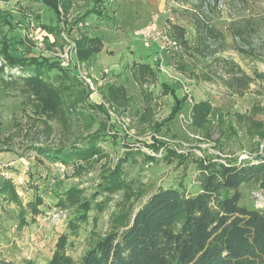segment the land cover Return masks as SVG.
Instances as JSON below:
<instances>
[{
  "label": "rangeland",
  "instance_id": "374dc122",
  "mask_svg": "<svg viewBox=\"0 0 264 264\" xmlns=\"http://www.w3.org/2000/svg\"><path fill=\"white\" fill-rule=\"evenodd\" d=\"M92 1L75 0L70 10L73 19L83 17L93 6ZM112 1L101 3L102 14L96 16L111 18L117 10L111 6ZM123 1L119 8L116 6L122 10L118 19L121 24L132 22L129 28L138 26L151 12H158L152 0ZM183 1H163L160 14L163 18L170 14L173 25L184 28L187 45L166 59L169 74L161 72L158 81H153V90L148 88L154 105L151 120L141 119L142 114L150 115L142 113L145 94H133L127 110H110L107 134L98 140L102 155H93L88 161H59L61 165L39 151L38 147L85 143L87 131L82 121L73 127L66 119L67 126L58 119L45 122L36 118L19 85L6 84L11 70L4 67L0 72V181L10 185L9 195L0 199V260L24 264L30 259L45 264L59 248L78 260L100 239L122 229L157 190L173 187L186 195L196 194L200 190V161L238 164L264 159V0H204L199 12L210 17V25L224 35L215 38L205 37L196 25V11ZM134 6L139 9L136 11ZM242 16L262 20L261 30L248 40L235 38L230 30V22ZM56 21L55 13L40 0H0V47L8 40L15 56H44L50 61L60 57L58 63L65 68L61 65L62 55L56 56L36 29L38 22ZM133 32L131 29V36L122 43L107 41L108 48L114 50V55L118 49L117 55L153 62V52ZM222 59L239 65L243 74L251 77L243 93H234L227 86L229 74ZM0 62L4 63L3 59ZM72 63L65 68L68 72L73 69ZM43 64L50 67L49 63ZM134 64L129 60L117 75L111 72L106 78L128 75ZM81 70L85 82L90 72L86 67ZM57 73L45 72V79L55 82ZM63 81L67 87L76 84L74 79ZM92 81L97 96H90L87 103L101 99L102 87ZM162 83L174 87L177 97L185 99L172 120L169 117L175 99L162 92H166ZM199 101H206V106L194 112L195 102ZM156 139L159 143L154 142ZM241 191L243 204L254 207L259 201L264 207L257 185L243 184Z\"/></svg>",
  "mask_w": 264,
  "mask_h": 264
},
{
  "label": "trees",
  "instance_id": "16d2710c",
  "mask_svg": "<svg viewBox=\"0 0 264 264\" xmlns=\"http://www.w3.org/2000/svg\"><path fill=\"white\" fill-rule=\"evenodd\" d=\"M40 1L49 10L59 14L62 0ZM104 1L93 0L97 6ZM71 2L63 0L64 10L70 7ZM183 2L196 11V25L205 33V37L224 36L210 25V17H204L199 12L204 7V0ZM36 17L40 18L39 15ZM42 25L56 36L60 34L56 25ZM261 28L262 20L255 16L237 17L230 22V30L240 40H248ZM185 33L184 28L173 25V35L181 46L187 45ZM4 42L0 47V59L4 61L0 62V72L4 67L11 70L6 84L15 82V85H19L21 95L27 103L32 104L35 117L45 122L58 119L62 124H65L66 119L73 127L75 122L82 121L83 129L87 131L85 143L78 141L69 147L58 148L38 147L39 151L50 161L70 164L78 159L88 161L98 153L102 155L103 149L98 140L104 133L107 134L110 110H119L121 113L132 104L133 99L128 96L126 87L109 83L102 89L101 103H87L91 90L74 76L73 71L69 73L60 67L58 61H50L44 56H14L9 51L10 42ZM102 49L103 41L97 36L84 35L77 41L80 61H93ZM222 60L229 74L225 81L227 86L234 93H243L251 77L243 74L239 65ZM43 63H49L50 67ZM53 71L58 72L56 81L45 79V72ZM133 73L146 98L142 113L150 114H142L141 119L151 120L154 106L150 100L152 93L145 85L156 82L157 70L147 62H138L133 65ZM62 75L63 79L76 80V84L73 81L75 85L67 87L61 79ZM162 85L166 89V92H162L170 93L175 99L169 117L172 120L180 112L185 99L177 97L174 87L167 83ZM203 102L206 101L195 102L194 112L206 106ZM85 105L87 108H84ZM78 108L82 111H78ZM95 124L97 128L94 129ZM155 129L159 131V125ZM154 142L159 143L157 139ZM198 170L200 190L196 194L186 195L173 187L159 189L134 212L132 219L122 229L100 239L80 259H72L64 248H59L45 264H264V207L259 201L254 207L243 204L241 191L243 184H254L259 187L264 198V159L238 164L200 161ZM9 191V183L0 181V199L3 195L8 196ZM0 264L16 263L1 259ZM24 264L35 263L25 259Z\"/></svg>",
  "mask_w": 264,
  "mask_h": 264
},
{
  "label": "crops",
  "instance_id": "0c3cea01",
  "mask_svg": "<svg viewBox=\"0 0 264 264\" xmlns=\"http://www.w3.org/2000/svg\"><path fill=\"white\" fill-rule=\"evenodd\" d=\"M74 1L75 0H72L70 7L67 10H64L62 6L63 3L62 0L61 4H59V14L55 13L57 18L56 23H47V24L56 25L59 28L60 34L58 36H56L55 33L50 32L43 27L42 24L45 22H41V23L38 22L37 24L38 27L36 26L37 34H40L41 39L48 43V48L51 51L56 52L54 53L56 56L62 55L68 49L72 52L73 54L72 64L73 66L75 65V67L72 69L73 73L75 72L74 74L78 76L77 72L79 69V65H81L84 68L86 67L87 70L90 72V75L87 77L88 80L85 79V82L79 79V81L84 82V84L86 83L87 85H93L94 87V83L92 79H94L96 83H98V85L102 87V89L109 83L118 84V85L122 84L126 87L127 94L129 97H132L133 94L137 95L138 92L140 93L141 96H143L142 87L134 78V73L132 70L133 65L131 69L127 71V73H129L128 75L123 74L121 75L120 78L118 77L114 79L112 78L107 79L106 77L111 72H114L117 75L120 72L122 66L127 64L129 60L131 61V63L147 62L149 64L150 63L152 64L154 61L148 62V61L136 60V59L131 60L125 54H123L122 56L117 55V53L119 52L118 49H115L117 50V53L114 55V50L112 48H108L107 41L114 40V41H118V43H122L125 40L129 39V37L131 36V33H129L131 29H134L132 35L135 36V30L145 25L149 21L151 14L161 13L163 11L162 8H163L164 0H152L154 1V5L157 4L158 12L157 11L151 12L146 19H141V22L138 26H134L132 28H129V26L132 25L131 24L132 22L128 24H121L120 20L118 19L120 16V12L122 11L118 8L120 7L121 1L123 0H114L110 3L111 6H115L114 10L117 9L113 15H110L111 18L102 19L103 17L100 18L96 16V14H102L101 9L104 7L101 4L97 6L95 2L92 1L93 6L91 7V9H89L83 17L77 20L73 19V16L70 14V10L73 8ZM128 1H130L131 3H135V1L133 0H127L123 2L124 4H126ZM124 4H122V6ZM116 6H118V8H116ZM133 8L136 11L139 9L137 8V6H134ZM99 11H101V13ZM90 15H94V17H91ZM135 17H137L136 14ZM40 19L41 16L38 19V21H41ZM32 24H33V28H35V24L33 21ZM84 35L97 36L100 37L103 41V49L97 54L96 58L91 62L80 61L77 55V41L81 39ZM10 53L13 55L12 52ZM59 58H57L56 60L58 61ZM122 60L125 61L122 62ZM151 66L156 67L153 64ZM157 73L158 75L156 81H158V76L160 75L161 72L157 71ZM124 77L126 79H123ZM153 85L154 83L152 82V83H147L145 86L147 88L150 87V90H153ZM129 86H131V90H132L131 92H129ZM95 89H96L95 87L94 89H91V94H90L91 98L93 96L94 97L97 96V91ZM102 89H100L101 91L99 95L101 99L100 101L96 100L95 103H101L103 101Z\"/></svg>",
  "mask_w": 264,
  "mask_h": 264
},
{
  "label": "built area",
  "instance_id": "2783aa9c",
  "mask_svg": "<svg viewBox=\"0 0 264 264\" xmlns=\"http://www.w3.org/2000/svg\"><path fill=\"white\" fill-rule=\"evenodd\" d=\"M169 10L166 11L168 14ZM160 13H153L149 21L141 28L135 30V35L139 37L144 46L150 49L154 56L153 61L159 72L169 74L166 69V59L172 57L181 51L180 41L173 35V19L172 16L162 17ZM73 60V54L68 49L62 54L61 65L65 68L70 67V63ZM75 65L73 66V68ZM81 65L78 69V77L82 80ZM75 73V72H74ZM84 79L88 80L87 77ZM92 88L93 85H91ZM57 164H61L59 161ZM62 165V164H61ZM260 199H263L262 194L259 195Z\"/></svg>",
  "mask_w": 264,
  "mask_h": 264
}]
</instances>
